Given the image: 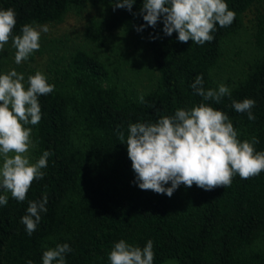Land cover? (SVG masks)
I'll return each instance as SVG.
<instances>
[{"label":"trees","instance_id":"trees-1","mask_svg":"<svg viewBox=\"0 0 264 264\" xmlns=\"http://www.w3.org/2000/svg\"><path fill=\"white\" fill-rule=\"evenodd\" d=\"M143 2L114 11L110 0H0V10L16 13L14 35L25 24L59 23L91 9L78 43L43 71L25 73V88L37 71L54 85L39 97V124L26 126L31 162L51 155L25 201L7 193L8 203L0 205V264H42L45 250L65 243L72 249L65 264H110L121 239L140 247L151 240L154 264H264V172L250 179L237 174L230 186L212 191L181 185L169 197L138 187L126 144L131 123L207 103L229 116L241 141L255 137L256 151H264V0H225L235 19L217 24L214 40L203 45L165 35L162 19L147 26ZM42 53L40 47L28 60ZM198 75L206 90L224 84L231 96L204 101L190 87ZM246 98L255 101V120L232 107ZM45 195L47 212L28 235L21 220L29 201Z\"/></svg>","mask_w":264,"mask_h":264},{"label":"clouds","instance_id":"clouds-1","mask_svg":"<svg viewBox=\"0 0 264 264\" xmlns=\"http://www.w3.org/2000/svg\"><path fill=\"white\" fill-rule=\"evenodd\" d=\"M113 10L127 8L131 11L135 0H110ZM140 14L147 26L156 27L163 21V32L171 36L178 33L181 43L189 40L203 45L212 42L217 24L230 26L236 13L229 10L225 0H144ZM17 24L13 9L0 10V52L11 41L15 51V63L25 62L40 48L42 33L49 31L48 25L25 24L20 34H13ZM143 26L137 28L141 31ZM15 69L0 74V205L8 203L7 193L18 202L26 200L29 189L36 180L43 179L42 169L48 166L50 152L45 151L33 163L29 155L34 146L32 128L42 119L39 97L54 91L46 76L37 71L27 78ZM203 76L198 75L190 85L195 95L204 101L221 103L231 96L230 89L220 84L218 89H205ZM143 104L144 96L139 97ZM253 99L233 101L238 113H247L255 120ZM126 139L128 156L136 173V182L141 190H151L171 197L181 185L191 188L194 184L212 191L231 185L233 177L250 179L264 172V151H256L259 143L253 137L241 141L229 116L207 103L191 109H177L172 116L159 117L153 123L137 122L128 127ZM119 139L125 143V134L117 129ZM170 187H165L168 184ZM48 197L29 201L27 214L21 222L28 235L36 231L41 213H46ZM70 246L57 244L43 252L42 264H65ZM110 264H154L153 242L145 246L129 244L121 239L108 255ZM28 264H32L28 261Z\"/></svg>","mask_w":264,"mask_h":264},{"label":"rangeland","instance_id":"rangeland-1","mask_svg":"<svg viewBox=\"0 0 264 264\" xmlns=\"http://www.w3.org/2000/svg\"><path fill=\"white\" fill-rule=\"evenodd\" d=\"M91 9H86L81 14L69 13L63 21L59 23H48L49 31L41 34L39 41L43 53L39 55L34 61H25L17 65L15 63V49L12 47L11 42L5 45L3 52H0V74L7 73L15 69L18 73L26 75L29 68H38L43 71L48 63L53 58L60 57V54L70 49L75 43L81 40V29L85 22L86 16ZM248 25L252 24V13L248 14ZM119 37V34L116 36ZM25 82V81H24ZM165 264H177L175 261L170 260Z\"/></svg>","mask_w":264,"mask_h":264}]
</instances>
